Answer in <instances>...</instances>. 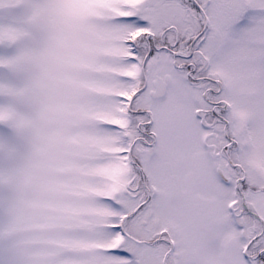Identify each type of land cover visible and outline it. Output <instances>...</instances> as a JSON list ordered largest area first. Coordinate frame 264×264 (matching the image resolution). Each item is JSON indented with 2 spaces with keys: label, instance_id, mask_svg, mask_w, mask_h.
Instances as JSON below:
<instances>
[{
  "label": "snow or ice",
  "instance_id": "6c2138e0",
  "mask_svg": "<svg viewBox=\"0 0 264 264\" xmlns=\"http://www.w3.org/2000/svg\"><path fill=\"white\" fill-rule=\"evenodd\" d=\"M0 264H264V0H0Z\"/></svg>",
  "mask_w": 264,
  "mask_h": 264
}]
</instances>
